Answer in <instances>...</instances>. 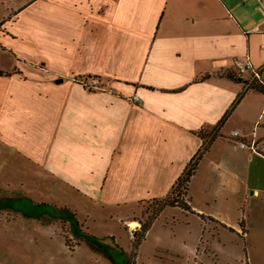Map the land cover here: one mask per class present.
Segmentation results:
<instances>
[{"label":"crops","instance_id":"0c3cea01","mask_svg":"<svg viewBox=\"0 0 264 264\" xmlns=\"http://www.w3.org/2000/svg\"><path fill=\"white\" fill-rule=\"evenodd\" d=\"M235 58L264 66V0H0V178L123 211L133 237L120 206L165 197L214 135L178 208L220 229L175 253L264 260L238 207L264 191V157L227 139L238 128L264 150V90L227 76ZM92 76L104 90L78 81Z\"/></svg>","mask_w":264,"mask_h":264},{"label":"rangeland","instance_id":"374dc122","mask_svg":"<svg viewBox=\"0 0 264 264\" xmlns=\"http://www.w3.org/2000/svg\"><path fill=\"white\" fill-rule=\"evenodd\" d=\"M10 182L7 177L0 178V198L22 203L24 207H21L22 210H15L12 207L0 209V264H200V259L193 254L187 256L184 252L183 256H177L175 251L186 244L187 247H195L192 253L196 252L197 247L201 248L204 245L200 242V238L202 237L205 243L206 236L211 238V233L216 234L218 227H215L213 222L205 226L202 221L178 206H163L162 200L127 203L120 206L125 208V212L134 211L141 223L152 221L149 231L136 245L141 230L139 229L138 234L135 235L134 243L130 231L121 221L124 219L123 211L115 212L108 205L103 206L89 197L77 195L76 207L69 208L76 213L82 229L98 237L103 244L115 246L116 250L110 251V256L114 257L111 258L84 240L75 238L68 222L53 218H35L22 212L42 211L44 207L39 206L40 203L60 207V203H51L49 200H69V198L53 196L50 199L48 195L35 193L32 187L22 188L18 182L15 185ZM250 191L251 189L249 193ZM26 198L37 206L24 203L23 200ZM185 198L189 199L187 193L178 197L183 202ZM238 207L244 212L245 222L257 228L259 236L256 237L260 239V233L264 231V191L257 196H248V200L238 203ZM157 212L159 215L152 218ZM190 229H193V237L189 234ZM227 231L223 233L228 234ZM238 234L242 235V230H238ZM227 236L239 238L231 234ZM66 237L69 246L64 243ZM251 237L252 235L249 234V239ZM211 239L216 241V235ZM260 243H264V240H260ZM117 249L129 253L128 263L123 261ZM203 257L209 261V264H227V262L239 264L234 259L222 256L208 254ZM247 264H264V260L249 258Z\"/></svg>","mask_w":264,"mask_h":264},{"label":"trees","instance_id":"16d2710c","mask_svg":"<svg viewBox=\"0 0 264 264\" xmlns=\"http://www.w3.org/2000/svg\"><path fill=\"white\" fill-rule=\"evenodd\" d=\"M0 73H2L0 71ZM227 76L233 78V79H239L237 76H239L237 73H235L233 71L232 73H227ZM251 86L259 89V90H264V81L257 79V78H252L251 81ZM205 140V136H202ZM214 138V135H211L209 137V139L205 142H203L202 147L195 153V155L192 157V159H190V161L187 163V165L185 166L183 172L181 173V175L177 178V180L175 181L174 186L172 187V189L170 190V192L162 198L159 199H154L152 201H157V200H162L163 201V206L165 205H172V206H180L184 209H188L189 205V199H185V201H181L178 199V197L180 195H184L186 193L187 190V184L190 180L191 175L193 174L198 161L200 160L202 154L207 150V148L209 147L210 143L212 142ZM172 196V194H174ZM24 203L35 207L36 204H34L33 202H31V200H29L28 198H26L25 200H23ZM27 201V202H26ZM37 206V205H36ZM39 206L44 207V209L42 211H22L25 215L27 216H33L35 218H53V219H60L62 221H66L68 222L71 232L74 235L75 238H78L80 240H84L86 243H88L89 245H91L93 248L99 249L102 252H104L106 255L110 256V251L111 249H115V246H111L108 244H103L98 237H96L95 235L89 233L87 230L82 229V225L78 222L77 218H76V213L70 209L69 207L66 206H54V205H49L47 203H40ZM6 207H12L15 210H22L21 207H24L22 205V203H18V202H12L10 201V199H6V200H2L0 198V209L2 208H6ZM161 209V208H160ZM159 212V211H158ZM155 213L154 216L152 218H154L157 214ZM151 218V219H152ZM151 223V220L148 221L147 223H141L140 225V237L139 239L136 241L135 243V235L138 234V232H133V242L137 245L140 240L143 238L144 233L146 232V230L148 229L149 225ZM80 240H78V242H80ZM64 243L66 246H69L68 243V238H64ZM117 252L120 253V255L123 257V261L125 263L129 262V253L125 252L122 249H117ZM114 258V257H111Z\"/></svg>","mask_w":264,"mask_h":264},{"label":"built area","instance_id":"2783aa9c","mask_svg":"<svg viewBox=\"0 0 264 264\" xmlns=\"http://www.w3.org/2000/svg\"><path fill=\"white\" fill-rule=\"evenodd\" d=\"M233 71L237 73L238 75H241L242 73L246 71H252L253 72V78L261 79L260 74L264 71V66L255 69L253 67V64L249 59L241 60V59H233ZM79 83L83 85L86 89H96V90H104V84L102 80L97 76H92L88 78H83L78 80ZM132 101L138 102L140 101L139 96L137 93H133L131 96ZM246 134H244L240 129L236 128L229 132V135L227 136V139L231 140L232 142H235L238 144L241 148H247L250 151L261 155L264 157V150L257 147V142L254 138V133H251L252 138L247 139ZM186 199V198H185ZM241 231V230H240ZM242 234H244V231H242Z\"/></svg>","mask_w":264,"mask_h":264},{"label":"bare ground","instance_id":"6f19581e","mask_svg":"<svg viewBox=\"0 0 264 264\" xmlns=\"http://www.w3.org/2000/svg\"><path fill=\"white\" fill-rule=\"evenodd\" d=\"M129 225L132 227V226H136V223L135 222H130Z\"/></svg>","mask_w":264,"mask_h":264}]
</instances>
